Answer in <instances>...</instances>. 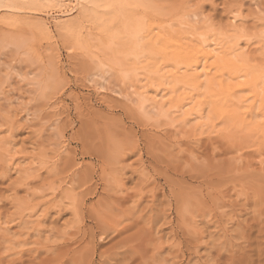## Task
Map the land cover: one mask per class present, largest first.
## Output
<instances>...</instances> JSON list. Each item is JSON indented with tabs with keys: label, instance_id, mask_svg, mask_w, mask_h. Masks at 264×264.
<instances>
[{
	"label": "rangeland",
	"instance_id": "1",
	"mask_svg": "<svg viewBox=\"0 0 264 264\" xmlns=\"http://www.w3.org/2000/svg\"><path fill=\"white\" fill-rule=\"evenodd\" d=\"M179 2L264 72V0L0 4V264H264V146L139 101Z\"/></svg>",
	"mask_w": 264,
	"mask_h": 264
},
{
	"label": "bare ground",
	"instance_id": "2",
	"mask_svg": "<svg viewBox=\"0 0 264 264\" xmlns=\"http://www.w3.org/2000/svg\"><path fill=\"white\" fill-rule=\"evenodd\" d=\"M4 1L0 0V4ZM15 1L6 0L8 4L5 3V6L15 8L18 0ZM180 3L172 4L174 6L170 4V7L159 11L154 23L148 28L150 31L158 26L159 33L155 31L157 39L154 45L145 47L143 56L146 63L143 61V64H146V67L143 66L148 70L145 76H141L144 77V80L142 79L144 85L142 81L141 84L146 88L140 91V103L149 102L156 106L157 111L166 104L168 111H178L182 115V119L179 120L192 119L194 130L205 131L206 128L214 130L220 124L219 130L226 136L227 131L232 130L239 137L230 136L231 138L237 139L240 143H253L261 148L264 146V72L258 71L253 64L249 66L246 55L244 56L241 51L237 58L239 62L235 61V58L233 62L230 61V57L215 55L217 52L230 54L240 48L238 30L233 25L225 30H217L210 25L198 24L189 8ZM165 22L168 24L166 27L160 26ZM148 44L150 41L146 46H149ZM241 53L244 58L240 56ZM212 58L217 62L221 60L220 64L223 65L222 69L225 68L226 75L218 74L217 78V74L210 73L211 65L213 68L218 67ZM224 58L227 60L224 61ZM199 68L207 70V78L200 77ZM142 69L140 68L144 73L145 69ZM147 89H152L155 94L162 90L165 93L158 94L160 100H156L146 94ZM162 110L157 113L161 115L174 113L164 114ZM163 111L167 110L164 108ZM258 174L260 183L263 184L264 173Z\"/></svg>",
	"mask_w": 264,
	"mask_h": 264
}]
</instances>
